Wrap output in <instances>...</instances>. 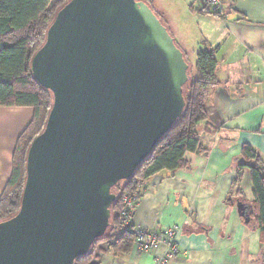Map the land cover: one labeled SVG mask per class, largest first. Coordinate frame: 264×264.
Here are the masks:
<instances>
[{
  "label": "water",
  "instance_id": "1",
  "mask_svg": "<svg viewBox=\"0 0 264 264\" xmlns=\"http://www.w3.org/2000/svg\"><path fill=\"white\" fill-rule=\"evenodd\" d=\"M190 65L142 0H71L32 58L52 94L28 151L19 212L0 222V264H76L113 229L131 182L181 120ZM246 224L252 206L240 200Z\"/></svg>",
  "mask_w": 264,
  "mask_h": 264
},
{
  "label": "crops",
  "instance_id": "2",
  "mask_svg": "<svg viewBox=\"0 0 264 264\" xmlns=\"http://www.w3.org/2000/svg\"><path fill=\"white\" fill-rule=\"evenodd\" d=\"M150 1L193 65L205 45L219 48L218 85L207 104L208 122L200 125L203 152L187 154L184 167L145 183L132 225L180 228L182 254L171 264H258L261 231L245 223L237 202L257 208L251 169L238 170L246 163L244 148L250 146L264 164V0H228L220 17L200 0ZM34 114L33 108H0V199L13 175L18 140ZM164 253L142 254L134 245L129 255L104 251L95 262L157 264Z\"/></svg>",
  "mask_w": 264,
  "mask_h": 264
},
{
  "label": "trees",
  "instance_id": "3",
  "mask_svg": "<svg viewBox=\"0 0 264 264\" xmlns=\"http://www.w3.org/2000/svg\"><path fill=\"white\" fill-rule=\"evenodd\" d=\"M71 0H0V108H33V121L21 135L13 158V175L0 199V222L14 217L20 210L26 181V163L33 140L45 129L52 108V94L44 90L31 73L32 58L44 45L49 27L57 13ZM145 1L160 18L151 4ZM205 13V10H203ZM209 13V12H207ZM220 17L218 13H209ZM162 21V19L160 18ZM163 23V21H162ZM164 24V23H163ZM219 48L204 46L198 55L196 76L184 87L186 109L183 117L158 145L153 155L141 166L131 182L122 183L114 189L124 196L139 193L145 183L162 172H176L186 163L187 154L203 152L198 128L208 122L207 104L212 90L217 87ZM187 59V58H186ZM241 173L250 168L257 208L250 224L261 231V256L264 264V164L250 147L244 148ZM240 182V174L238 182ZM122 200L113 208L112 225L106 236L98 241L92 253L76 261V264H97L95 249L107 243L108 251L115 255H129L135 245L133 228L125 229L120 219ZM253 208V207H252Z\"/></svg>",
  "mask_w": 264,
  "mask_h": 264
},
{
  "label": "built area",
  "instance_id": "4",
  "mask_svg": "<svg viewBox=\"0 0 264 264\" xmlns=\"http://www.w3.org/2000/svg\"><path fill=\"white\" fill-rule=\"evenodd\" d=\"M228 0H200L203 8L214 13H223L225 4ZM141 199V194L130 192L121 196L122 209L120 219L125 229H130L132 216ZM135 232V246L142 254L156 255L161 248H165V253L156 259L157 264H171L179 255L182 254L178 244V238L182 230L178 227L164 228L158 230H145L133 228Z\"/></svg>",
  "mask_w": 264,
  "mask_h": 264
},
{
  "label": "rangeland",
  "instance_id": "5",
  "mask_svg": "<svg viewBox=\"0 0 264 264\" xmlns=\"http://www.w3.org/2000/svg\"><path fill=\"white\" fill-rule=\"evenodd\" d=\"M53 1L54 2L56 1L57 2L58 0H53ZM188 55H189L188 58H187V56H186V58H187V61H188L189 65H190L189 77L192 79V78H194L196 76V66L193 65V63H192L191 54L188 53ZM200 128H201V126L199 127L198 131H200ZM108 249H109V246H108L107 243L99 244L97 246V248L95 249V256L96 257L97 256L100 257L101 253H104V251L108 252ZM102 250H103V252H101ZM258 264H261V263L258 262Z\"/></svg>",
  "mask_w": 264,
  "mask_h": 264
}]
</instances>
